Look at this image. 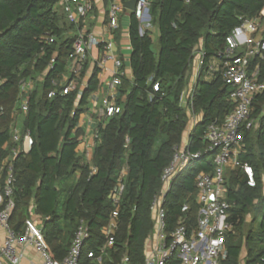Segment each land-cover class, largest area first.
I'll use <instances>...</instances> for the list:
<instances>
[{
  "label": "trees",
  "instance_id": "obj_1",
  "mask_svg": "<svg viewBox=\"0 0 264 264\" xmlns=\"http://www.w3.org/2000/svg\"><path fill=\"white\" fill-rule=\"evenodd\" d=\"M59 1L0 0V168L18 146L13 143L18 117L21 139L29 133V139L20 142L23 151L13 157L16 208L10 225L22 233L28 218H41L51 256L62 261L84 221L90 238L82 248L79 264H97L88 254L99 255L106 245L103 229L115 210L112 193L126 170L115 243L106 251L103 264H118L125 254L130 264H145V245L154 227L151 203L190 122V104L184 106L181 95L191 82L194 50L203 40L205 63L211 62L225 49L227 36L242 18L259 15L264 0H152L151 21L142 33V25L132 13V76L121 77L117 100L121 112L95 129L98 138L90 162L77 151L85 137L79 122L99 88V71H94L82 92L77 88L63 96L62 88L54 86L69 75V59L80 28L69 20L64 8L57 9ZM156 30L157 51L153 49ZM46 35L55 38L52 44L43 40ZM53 58L56 61L49 68ZM256 66L259 82L264 83V59L254 58L251 70ZM87 69L88 62L81 79ZM39 76L43 80L29 95L28 111L20 110L14 118L22 85ZM156 83L159 92L153 90ZM54 89L56 96L49 98ZM231 93L219 72L208 80L204 74L198 79L193 113L202 121L189 138L192 152L203 151L210 124L224 121L234 110ZM252 119L256 124L243 133L245 152L240 160L253 167L257 187L250 188L240 175L228 174L227 198L235 203L230 221L236 234L227 238L228 257L223 264H241L244 247L246 264H260L264 256V217L257 230L248 231L246 223L260 203L264 204V92L252 107ZM213 170V159L204 156L189 164L173 182L165 204L171 229L184 204L195 208L196 178ZM5 181L6 174L2 187Z\"/></svg>",
  "mask_w": 264,
  "mask_h": 264
},
{
  "label": "built area",
  "instance_id": "obj_2",
  "mask_svg": "<svg viewBox=\"0 0 264 264\" xmlns=\"http://www.w3.org/2000/svg\"><path fill=\"white\" fill-rule=\"evenodd\" d=\"M129 0H111L108 16L112 32L120 27L119 16L123 12L125 3ZM152 0H137L136 8L132 12L140 22L141 29L147 27L151 21L150 7ZM74 8L67 5L66 12L69 20L80 26L91 9L87 0H70ZM190 0H186L189 3ZM43 40L50 45L55 38L46 35ZM114 37L104 40L94 34L85 33L79 28L73 45V53L69 59V75H64L62 81L54 82L55 87H61V94L66 96L80 88L82 92L87 86L79 87L83 68L88 60L89 52L93 48H102L101 59L98 62L104 69L108 61L114 63L113 78L106 86L112 93L102 101V107L97 111L101 121L113 117L121 112L117 104L118 88L121 77L125 76L122 61L114 53ZM254 58L264 59V8L255 18H242L241 23L226 38V47L218 52L217 56L208 64L205 63L203 40L194 50L191 66V82L181 95V103L190 106V122L181 145L174 148L173 159L161 176L162 186L151 203V215L154 223L153 230L148 236L145 245V264H223L228 257L227 238L236 234L234 222L230 221L231 211L235 203L227 198L228 174L235 173L247 180L250 188L257 187L256 173L251 165L240 160L245 152V131L255 127L256 121L252 119V107L259 95L264 92V83L259 82V66L251 70ZM50 62L49 68L55 63ZM221 73L224 83L231 87L230 101L235 105L234 110L227 115L224 121L215 120L208 127L205 134L207 147L203 151L192 152L189 149V138L195 127L202 121L193 113V96L198 79L204 74L208 80L214 74ZM154 92L160 91L159 83L154 84ZM31 89L24 82L21 90L20 108L26 113L29 108V95ZM57 90L49 93V98L56 96ZM22 138L18 128L13 132V143L17 144L12 156L7 158L0 168V230L4 231V240L0 243V264H23L28 258V249L32 248L40 257L37 264H79L82 248L90 238L87 224L80 222L75 237L66 258L55 260L50 253L42 228L34 215L25 221L24 232L17 233L10 225L13 212L16 208L13 199L14 177L13 157L22 150L21 141L29 139V133ZM94 133V139L97 140ZM21 146H20V145ZM214 155V170L201 173L195 180L196 199L195 208L190 204L181 207L180 215L175 226L170 228L165 208L166 199L171 191L173 182L185 171L189 164L200 160L204 156ZM6 174L5 186L2 179ZM126 170L122 171L117 185L112 193V202L115 210L112 212L107 226L103 229L106 245L100 254L89 253L88 257L97 264L104 263V256L108 248L115 243V234L118 227L120 205L126 190ZM258 203V201L256 202ZM246 223H249L247 218ZM246 237H243L245 242ZM245 247L241 254L240 263L246 264L247 254ZM30 264H36L29 260ZM118 264H130V258L125 254ZM260 264H264V256Z\"/></svg>",
  "mask_w": 264,
  "mask_h": 264
},
{
  "label": "crops",
  "instance_id": "obj_3",
  "mask_svg": "<svg viewBox=\"0 0 264 264\" xmlns=\"http://www.w3.org/2000/svg\"><path fill=\"white\" fill-rule=\"evenodd\" d=\"M87 1L90 2L91 9L87 17L81 20L79 26L80 29H82V31L85 33L94 34L96 37L104 40L110 39V34H112L115 41L114 53L116 57L119 58L123 63V70L125 72V76L131 78L132 71L130 69L129 64L132 55V46L130 41L129 30H130L132 13L127 12L128 10L127 8L124 9L119 16V25H120L119 29L117 31L112 32L109 26V16H108L110 2L107 0H87ZM67 5L74 8V5L71 4L70 0H60L57 9L64 8L66 12ZM101 55H102V48H93L89 52L88 60H87L88 69L85 73V76L79 80V87L87 86L94 71L96 69L99 71L98 74V80L100 84L99 88L91 96L90 105L88 106L86 112L81 115L79 122V127L85 130V137L81 145L77 149V151L80 154H83L85 156V160L89 162L92 159L93 148L96 144V140L94 139L95 129L98 126V124L101 122V119L97 114V111L101 109L103 99L107 95H111L115 93L114 90H112L111 93L106 86L107 82H109L113 78L112 70H114V63L112 61H108L105 64L104 69L100 68L98 62L101 59ZM68 72H69V68H68ZM42 80H43V76H39L36 81L32 79H28L26 83L28 88L31 89L32 92L36 88L37 82H42ZM21 97L22 96H20V99ZM17 110L18 111L14 112L13 114L14 118H16V116L18 117V112L21 110L20 105L17 107ZM19 120L20 119L18 117L17 120L18 126H16L17 128L19 127ZM34 217L38 223L42 221L41 218L35 215ZM4 237H5L4 231L0 230V243L4 240ZM27 253H28V258L23 262V264H30L29 260L34 261L36 264L40 262V257L32 248H29Z\"/></svg>",
  "mask_w": 264,
  "mask_h": 264
},
{
  "label": "rangeland",
  "instance_id": "obj_4",
  "mask_svg": "<svg viewBox=\"0 0 264 264\" xmlns=\"http://www.w3.org/2000/svg\"><path fill=\"white\" fill-rule=\"evenodd\" d=\"M127 12L129 13H132L131 11L127 10ZM158 36H159V33L157 32V30L155 31L154 33V47L153 49L155 51L158 50ZM201 117L198 116V120H200ZM22 126V123H21V120L19 121V127L21 128ZM209 159H214V155H209L208 156ZM264 217V204L261 202L260 205H259V208L256 209L252 215H249L248 216V219H249V223H248V227H247V230L250 231V230H257L258 229V226L262 220V218ZM43 226V221H40L38 223V227L41 228ZM244 237V236H243ZM243 237H241L243 239ZM245 254H247V251H244Z\"/></svg>",
  "mask_w": 264,
  "mask_h": 264
},
{
  "label": "water",
  "instance_id": "obj_5",
  "mask_svg": "<svg viewBox=\"0 0 264 264\" xmlns=\"http://www.w3.org/2000/svg\"><path fill=\"white\" fill-rule=\"evenodd\" d=\"M137 0H130L125 3L126 8L133 12L136 8Z\"/></svg>",
  "mask_w": 264,
  "mask_h": 264
}]
</instances>
